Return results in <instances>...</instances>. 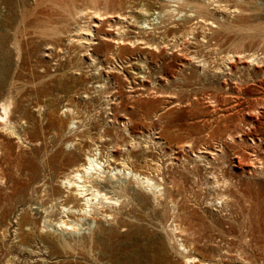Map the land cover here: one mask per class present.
Returning a JSON list of instances; mask_svg holds the SVG:
<instances>
[{"label": "rangeland", "instance_id": "1", "mask_svg": "<svg viewBox=\"0 0 264 264\" xmlns=\"http://www.w3.org/2000/svg\"><path fill=\"white\" fill-rule=\"evenodd\" d=\"M22 1H26L27 5L32 3V0H0V79L3 81L0 85V101L12 99L11 121H15L30 140L21 143L11 135L4 139V157L0 159V264H149L150 253L154 251L158 253V257L151 264H264V173L249 171L248 165L255 161L261 163L264 169V151L250 145L252 142L249 139L247 141V138L242 144H227L223 157L227 165L215 172L220 180L223 177L229 180L226 187L221 186L232 194V203L228 207L216 209L206 202L212 197L214 190L206 184L205 170L201 169L198 176L194 177L188 170L175 167V177L179 180L186 179L184 183L187 194L184 200L176 197L181 206L176 209L181 226L187 229L182 235L183 242L190 249L189 253L197 258L194 263L186 262L177 252L176 243L167 236L170 221L165 222L160 208L153 210L150 197H145L138 203L123 200L117 205L116 218L106 220L99 217L98 222L91 220L90 228L84 225L81 232L66 234L68 245L55 247L54 251H46L38 236L31 238L32 232L42 238L46 234L38 229L42 218L37 213L38 206L33 205L31 208L22 204L40 169L39 151L34 148L40 146L37 136H44L41 126H47L50 118L57 116L68 126L66 122L69 121V113L64 110L67 105L74 111L78 110L80 116L90 117V121L97 126L99 121H103L100 118L105 116L102 113L95 115L101 101H87L83 92L85 85L79 82L83 78H94L97 74L86 67L88 59H81L79 50L75 45L70 47L65 44L64 37L61 42L64 44L61 46L70 47L68 54L61 50L59 52L58 47L50 51L44 50L40 37L22 24ZM163 1L166 3V0H125L124 6L129 4L136 11L141 5L150 8L146 18L150 19L149 23L153 22L149 24L152 26L158 24L168 12L166 8H162ZM204 1L209 8L205 17L209 21L227 23L230 29L215 38L221 40L219 45L213 46L212 52L203 46H197L200 57L216 60L227 50L264 52V0ZM78 3L81 7L92 6L89 0H80ZM99 4L104 6L101 0ZM216 4L223 10L216 9ZM185 11L188 8L172 19L182 24ZM135 13L139 16V13ZM113 18L103 19L99 27L100 36L104 32H112L114 28L108 23ZM72 26L69 25L71 29ZM208 26L215 28L210 24L206 25ZM146 34L152 41L167 39L166 36L161 38L163 31H149ZM158 34L160 35L157 37ZM167 35L170 38L171 33ZM187 38L191 44L192 37L189 38L188 35ZM107 42L95 49L94 56L98 58L96 66L101 67L100 76L96 75L98 77L95 78H117L119 90L125 100L128 99L129 84L143 79V75H148V78H144L147 79L146 82L160 83V89L166 93V96L164 94L156 99L152 95H145L141 101L121 106L118 112L131 118L133 132L149 134L158 131L154 135H161L163 140L173 146L191 141L197 149L204 144H215L228 131L235 130L240 125L248 127V118L255 115L249 111L250 108L256 107L260 112L264 110L260 107L264 102V83L262 86L258 85L259 79L264 81L262 69L253 67L243 70L239 74L244 79L243 83L228 81V88H225L219 76L176 80L173 85L163 84L164 78L159 76H169L183 57L176 48L165 46L162 55L153 56L149 53L153 49L143 44L139 48L127 44L128 47L121 49L116 43ZM191 46L194 47L193 43ZM162 58L169 63L167 69L162 65ZM217 60L220 61V57ZM254 71H257L256 75ZM88 85V91L92 95L93 90ZM239 85L243 87V91L239 93L241 105L236 108L233 106L236 99L233 89ZM167 92L176 95L170 98ZM167 99H173L174 102L167 104ZM246 107L248 108L245 109ZM257 120L252 130L256 135L264 134V115H257ZM110 123L108 121L106 125L115 136L119 130ZM51 135L52 132L46 138ZM117 137L128 139L125 133H120ZM65 146L67 149L70 147L69 144ZM234 154L237 158L233 157ZM233 160L238 166L232 164ZM220 164L217 162V166ZM58 183L59 181H52L54 187ZM18 217H29L35 223H24L18 228ZM100 226L107 229L102 233ZM15 234L19 238H14ZM93 235L100 239L92 244L89 237Z\"/></svg>", "mask_w": 264, "mask_h": 264}, {"label": "bare ground", "instance_id": "2", "mask_svg": "<svg viewBox=\"0 0 264 264\" xmlns=\"http://www.w3.org/2000/svg\"><path fill=\"white\" fill-rule=\"evenodd\" d=\"M79 1L32 0L31 5L22 1L24 5L20 18L24 28H30L36 36L40 37L44 50L50 51L54 47H58L59 52L61 50L62 53L68 54L70 47L75 45L79 50V57L88 59L86 67L88 70L93 69V74L99 75L101 69L96 66L98 58L94 56L95 49L97 50V46L102 43L107 44V41L116 43L121 49L128 47L127 44L134 48H139L140 44H143L153 49L149 50L150 55L153 56L162 55L165 46L176 48L178 54L183 57L179 59V66L172 70L169 76L168 74L159 76V78H164L163 84L173 85L176 80L188 81L189 78L219 76L222 78L225 88H228V81H233L235 84L238 81V83H243L244 79L239 75L243 70L257 67L264 72V52L227 50L225 54L219 56L220 61L217 60L219 57L216 60H211L198 55L197 46H203L204 49L212 52L213 46L219 45L221 40L215 38L230 29V25L227 23L209 21L205 17L209 8L204 0H166V3L163 1L162 8H166L168 12L162 14L163 18L160 22L152 26L150 25L153 22L149 23L150 19L146 18L150 8L143 7V5L139 6L136 11L128 3L124 6L125 0H101L103 7L99 4L100 0H89L92 3L91 7H81ZM216 6V9L223 10L220 8L221 6L217 4ZM185 8H188V11H185L182 24H178L172 18ZM226 9L228 10V8ZM232 10L235 11V9ZM135 12L139 13V16ZM111 16L114 18L112 22L108 21V25L114 29L111 33L104 32L105 34L100 36L99 27L103 19ZM139 17L140 19H138ZM195 19L196 21H194ZM144 24L146 25L143 26ZM208 24L215 28L206 27ZM69 25H73V30ZM148 25L149 27H146ZM173 26L175 28L171 29L170 27ZM145 28H149V31L153 33L163 31L161 38L166 36L167 39L152 41L147 38L146 33L149 31ZM169 32L171 33L170 38L167 35ZM188 35L189 38L192 37L191 44L193 43L194 47L191 46L190 41L186 40ZM63 37L66 41L65 44L70 47L61 46L64 44L61 43ZM162 62L163 67L167 69L169 63L163 58ZM187 70L188 72H186ZM254 73L256 75L257 71ZM96 75L95 77H98ZM95 77L83 78L79 82L85 85L83 92L84 96H87L85 97L87 101H101L95 115L104 114L105 117L100 118L103 121H99L97 126L90 121V117L80 116L78 110L74 111L67 105L64 110L69 113V121L66 122L68 126L60 120V116L50 118L47 126H41L44 136L36 138L40 141V146L34 148L39 151L40 169L34 176L28 197L22 204H27L31 208L33 205L38 206L36 207L39 210L37 213L42 216L38 229L46 234L42 238L32 232L31 238L34 239L38 236L46 251L48 249L54 251L55 247L68 245L66 234L79 233L84 229V225L90 228L91 220L98 222L97 218L99 217L106 220L107 218H116L117 205L121 204L123 200L126 199L129 203H138L145 197H150L153 210L160 208L165 222L170 221L167 225L169 229L167 236L170 241L176 243L177 252L186 262L194 263L197 258L189 253L190 249L183 242L182 235L187 229L181 226L177 213V209L181 206L176 197L183 198V200L186 197L187 188L184 183L186 179L179 180L175 177L177 171L175 167L180 166L182 169L188 170L194 177L198 176L201 169L205 170L206 184L214 190L212 197H209L206 202L211 207L215 206L216 209L228 207L229 203H232V194L227 189H222L221 186L226 187L229 180L224 177L220 180L219 176L215 174L216 169L221 171L220 167L227 165L223 159L227 144H242L247 138V141L249 139L252 142V144L249 143L250 145L255 148L259 147V151H264V134L256 135L252 130L258 121L257 115H264V110L260 112L256 107L250 108L249 111L255 115L248 118V127L238 125L239 127L228 131L225 137L215 144H204L195 149L193 142L183 141L173 146L167 140H163L161 135H154L158 131L149 134L142 131L133 132L131 118L121 111L118 112L121 106L126 107L130 105L129 103L141 101L142 96L152 95L155 99L164 96V94L166 96V93L160 89L162 86L160 83L146 82L147 79L144 78H148V75H143V79L129 84L128 99L125 100L119 90L120 83L117 78ZM2 83L1 78L0 85ZM263 83V80H258L259 86H262ZM87 85L91 86L92 95H90ZM241 87L239 85L233 89V93H236L233 106L236 108L241 105V96L239 95L241 90L243 91V87L242 89ZM167 95L173 98L176 94L167 92ZM146 100L144 99V101ZM167 100V104L174 102L173 99ZM11 101L12 99L6 98L0 101V159L4 157L6 136H14L21 143L30 142L18 124L11 121ZM260 107L264 108V102ZM108 121L111 122L110 125L116 126V129L119 130L116 131L115 136L107 127ZM51 132L53 135L46 138ZM120 133L127 134L128 139H119L117 136ZM65 144L70 145L69 149ZM233 157L237 158V155L234 154ZM217 162L221 164L217 166ZM232 164L238 166L234 160ZM248 165L249 171L264 173L261 163L251 161ZM179 177L181 178L182 175L180 174ZM53 180L59 181L56 187L52 185ZM28 222L35 223V220H31L29 217H18L17 226L19 228ZM106 229L100 226V232L103 233ZM15 237L19 238L18 235ZM99 239L100 237H96V235L89 237L92 244ZM19 244L22 245V243ZM26 248L28 249V247ZM154 252L150 253L149 264L155 262L158 257V253ZM204 264L208 263L204 262Z\"/></svg>", "mask_w": 264, "mask_h": 264}]
</instances>
